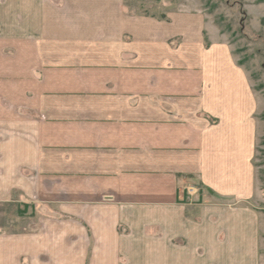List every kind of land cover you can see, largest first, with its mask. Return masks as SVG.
Wrapping results in <instances>:
<instances>
[{"label": "crops", "instance_id": "obj_1", "mask_svg": "<svg viewBox=\"0 0 264 264\" xmlns=\"http://www.w3.org/2000/svg\"><path fill=\"white\" fill-rule=\"evenodd\" d=\"M142 5L0 0V264H261L264 100L199 1Z\"/></svg>", "mask_w": 264, "mask_h": 264}, {"label": "rangeland", "instance_id": "obj_2", "mask_svg": "<svg viewBox=\"0 0 264 264\" xmlns=\"http://www.w3.org/2000/svg\"><path fill=\"white\" fill-rule=\"evenodd\" d=\"M139 1L143 9L151 10L153 6L156 8L157 1L162 0ZM196 1L207 9L220 30L227 35L238 62L247 68L253 88L264 100V0ZM259 117L264 120V110ZM254 163L258 183L264 193V126L258 139ZM258 207L264 213V200ZM261 241V264H264V231Z\"/></svg>", "mask_w": 264, "mask_h": 264}, {"label": "built area", "instance_id": "obj_3", "mask_svg": "<svg viewBox=\"0 0 264 264\" xmlns=\"http://www.w3.org/2000/svg\"><path fill=\"white\" fill-rule=\"evenodd\" d=\"M187 190H188L189 194H193V193H195L197 191L195 186H191Z\"/></svg>", "mask_w": 264, "mask_h": 264}]
</instances>
